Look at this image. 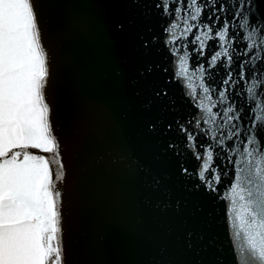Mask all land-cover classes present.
Listing matches in <instances>:
<instances>
[{"label":"water","instance_id":"obj_1","mask_svg":"<svg viewBox=\"0 0 264 264\" xmlns=\"http://www.w3.org/2000/svg\"><path fill=\"white\" fill-rule=\"evenodd\" d=\"M32 2L47 53L46 102L63 164L57 187L65 264H238L221 197L235 182L237 146L242 150L253 136L264 149V122L254 119L257 103L264 102V0H201L205 15L193 22L219 29L227 21L235 33L234 82L227 87L242 117L235 121L241 135L222 148L209 141L221 175L215 192L193 187L199 162L180 125L198 139L208 138L195 130L201 113L174 77L173 49L183 54L186 44L192 70L205 66L204 82L215 90V111L222 112L227 105L216 93L226 87V72L223 65L210 66L207 55L220 50L219 43L205 55L192 34L169 44L166 29L175 12L157 7L161 0ZM168 2L181 8L182 17L190 11L188 0ZM208 15L220 19L209 21ZM249 32L255 49L245 47ZM254 83L255 97L248 92Z\"/></svg>","mask_w":264,"mask_h":264},{"label":"snow or ice","instance_id":"obj_2","mask_svg":"<svg viewBox=\"0 0 264 264\" xmlns=\"http://www.w3.org/2000/svg\"><path fill=\"white\" fill-rule=\"evenodd\" d=\"M157 7L165 13L174 8L175 20L166 29L169 44L174 45L181 39L187 41L192 34V43H198L199 53L205 55L206 49L219 43L220 50L207 55L210 66L223 65L226 72V78L222 80L226 87L216 93L219 103L227 105L222 112L215 111V90L204 82L205 66L192 70L186 44L183 54L179 48L173 49L174 77L184 82L186 95L192 98L201 113L195 122V130L208 138L198 139L194 130L180 125L185 140L191 142L188 145L190 154L199 162L195 166L199 183L193 187L199 189L203 185L205 190L215 192L221 175L214 167L219 161L215 156L216 149L209 141L222 148L226 141L241 135L235 121L242 117L229 102L227 87L234 82L230 69L235 59L232 47L235 33L227 21H222L219 29L211 23H193L201 21L205 15L201 0H188L186 7L190 11L183 17L181 8L169 4L168 0H161ZM207 19L220 18L208 15ZM246 24L245 19L241 27ZM201 26L203 31L199 30ZM254 37L253 32L248 33L246 39L251 42L245 45L246 48L257 47ZM261 46L264 47V41ZM258 58L260 53L252 57L253 60ZM240 67V78L244 79L243 69L247 65ZM48 76L47 53L32 0H0V264H65L61 192L57 187L64 172L60 144L46 102ZM255 88V83L248 88L253 97ZM256 107L258 112L254 119L264 122V102H258ZM202 123L208 127L202 128ZM32 150L51 154V158ZM236 152L240 159L235 162V182L221 197L227 202L226 222L238 264H264V149L249 136L243 149L237 146ZM52 165L57 168L54 170ZM181 171L190 175L188 167L182 166Z\"/></svg>","mask_w":264,"mask_h":264}]
</instances>
